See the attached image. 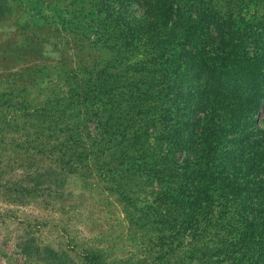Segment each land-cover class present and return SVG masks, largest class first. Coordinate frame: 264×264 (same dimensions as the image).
Here are the masks:
<instances>
[{
  "label": "rangeland",
  "instance_id": "1",
  "mask_svg": "<svg viewBox=\"0 0 264 264\" xmlns=\"http://www.w3.org/2000/svg\"><path fill=\"white\" fill-rule=\"evenodd\" d=\"M214 1L239 4L245 18L264 22V0ZM94 2L0 0V264H264V241L250 239L241 216L264 195L259 161L248 176L238 175L240 194L220 200L224 207L233 205L237 220L202 219L194 229L190 196L161 188L156 174L114 176L106 151H96L78 171L58 172L57 158L41 149L76 144L60 138L66 135L59 133L63 118L53 132L40 134L22 116L48 111L53 121L50 115H63L69 82L82 81L88 95L108 82L105 74L115 73L98 34H83L75 25L95 17L97 10L89 9ZM250 118L257 131L242 146L261 147L264 103ZM80 127L85 128L78 132L87 129L98 137L93 119ZM207 200L202 196L201 206ZM239 238L249 240L245 248ZM257 248L263 249L260 256Z\"/></svg>",
  "mask_w": 264,
  "mask_h": 264
},
{
  "label": "trees",
  "instance_id": "2",
  "mask_svg": "<svg viewBox=\"0 0 264 264\" xmlns=\"http://www.w3.org/2000/svg\"><path fill=\"white\" fill-rule=\"evenodd\" d=\"M90 8L95 17L75 25L98 34L115 73L88 95L82 81L69 82L63 115H50L53 121L48 111L22 116L40 134L62 123L59 133L68 136L60 138L76 144L41 149L57 158L58 172L78 171L96 151H106L114 176L156 174L161 188L190 196L194 229L202 219L237 220L221 198L239 195L238 175L248 176L258 161L264 168V145L241 142L257 131L250 117L264 103V22L245 18L239 4L214 0H95ZM91 119L98 137L78 132ZM204 195L208 202L201 206ZM257 200L241 216L250 239L264 241V195ZM239 240L241 247L249 241ZM254 252L260 256L263 249Z\"/></svg>",
  "mask_w": 264,
  "mask_h": 264
}]
</instances>
